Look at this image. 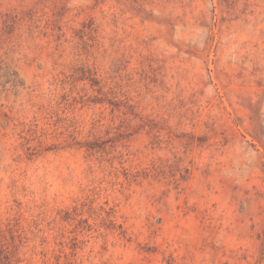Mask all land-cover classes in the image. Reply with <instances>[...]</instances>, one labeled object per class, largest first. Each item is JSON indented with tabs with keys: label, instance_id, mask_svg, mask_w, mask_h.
Wrapping results in <instances>:
<instances>
[{
	"label": "rangeland",
	"instance_id": "1",
	"mask_svg": "<svg viewBox=\"0 0 264 264\" xmlns=\"http://www.w3.org/2000/svg\"><path fill=\"white\" fill-rule=\"evenodd\" d=\"M0 264H264V0H0Z\"/></svg>",
	"mask_w": 264,
	"mask_h": 264
}]
</instances>
